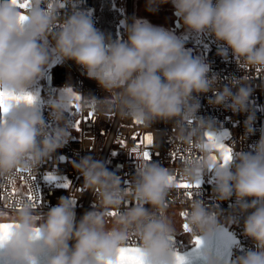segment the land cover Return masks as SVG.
Segmentation results:
<instances>
[{"label": "clouds", "instance_id": "1", "mask_svg": "<svg viewBox=\"0 0 264 264\" xmlns=\"http://www.w3.org/2000/svg\"><path fill=\"white\" fill-rule=\"evenodd\" d=\"M166 3L169 0H147L148 10L155 11L156 6ZM171 3L187 29L223 42L241 67L264 70V0ZM41 5L42 0H30L29 7L21 9L10 0H0V89L16 95L25 93L55 56L75 61L109 94L100 100L83 97L82 108L115 110L122 119L145 126L175 120L177 139L203 154L184 163L182 178L195 183L203 173L214 170L218 201L235 195L239 211L255 209L245 219L244 234L255 242L258 251H248L233 264H264V135L252 152L238 153L234 170L219 160L213 165L209 159L212 150L203 135L211 133V125L197 119L200 104L193 99V93L211 91L214 98L210 104L224 105L233 112L249 111L248 77L231 82L232 87L239 85L235 93L229 86L219 89L216 78L207 76L208 67L188 55L181 42L139 21L128 26L124 42L106 43L83 12L60 21V30L54 32L57 7ZM21 15L27 17L23 25ZM49 37L54 41L51 50ZM75 102L66 91L50 105L52 118L63 122L68 106ZM27 105L9 102L7 118L0 119V176L18 169H37L67 141L65 127L47 130L41 115ZM253 120L249 114L245 121L248 134L253 132ZM189 122L195 123L186 128ZM136 159L138 172L131 187H121L104 163L90 156L73 165L84 178V188L96 195L94 210L86 212L78 223H74L69 200L63 197L47 213L38 214L30 203H24L10 219L0 213V224L16 225L0 249V258L8 264H39L40 257H45V264H101L114 261L117 250L127 247L129 235L134 233L146 264H175L170 239L177 226L166 214V199L175 187L169 181L173 173L162 165L146 164L143 157ZM248 198H252L250 203ZM113 211L118 214L110 216ZM185 212L192 236L211 235L216 229L218 213L199 199H192ZM37 229L39 238L34 240ZM70 241H74L71 246ZM205 260L212 264L210 258Z\"/></svg>", "mask_w": 264, "mask_h": 264}, {"label": "built area", "instance_id": "2", "mask_svg": "<svg viewBox=\"0 0 264 264\" xmlns=\"http://www.w3.org/2000/svg\"><path fill=\"white\" fill-rule=\"evenodd\" d=\"M136 0H126V22L127 28L133 23ZM215 3V0H214ZM49 4L57 7L58 22L53 31L60 30L59 22L68 18L75 12H83L88 15L97 29L99 18L93 5L88 0H42L41 7L46 8ZM204 42L200 44L201 55L198 58L202 64L208 67L207 76L215 77L219 89L225 86L231 87L233 93L237 87H232V81H239L247 76V86L251 88L249 97V111L233 112L224 105H212L209 100L214 98L211 91L207 93H193V99L200 104L196 114L198 120H203L211 125V134L224 145L232 148L233 159L228 165L234 170L233 161L237 159L240 152H252L256 143L264 135V70L245 69L241 67L233 57L230 49L226 48L223 42H218L207 33H203ZM48 42L53 46L54 41L51 37ZM223 52V54H221ZM46 90L53 93L59 88L74 87L81 91V97H92L103 99L109 95L98 83L89 79L85 70L77 65L75 61H62L56 57L54 62L47 69L44 76ZM56 102V101H54ZM82 101H80L81 105ZM89 112L94 115L85 121ZM45 121L46 129L51 131L57 129L58 122L52 118L50 106H47L39 113ZM65 114V113H64ZM249 114L254 116L252 123L253 132H246L245 121ZM80 130L68 125L69 118L64 115V121L59 122L61 127H65L70 133L63 147L56 150L50 158L41 162L37 169L31 170L34 179L25 183L20 177L27 178L28 172L22 171L0 176V211L17 212L24 203H30L27 199L29 187L38 192L40 203L35 207L36 212L47 213L56 206L61 197L69 200L70 206L76 214L75 223H78L82 216L94 210L96 195L84 188L83 176L73 167L82 158L92 157L104 163L106 169L112 172L120 181L121 187H131L137 176V162L142 158L146 148L151 153V159L144 162L156 163L167 167L173 173L176 182H188L182 178L181 169L185 162L200 159L203 154L194 145L185 144L177 139L175 120H158L150 126L130 119H122L118 112L97 111L91 108H82L78 112ZM195 122L186 123V128L192 127ZM139 133L136 139L133 135ZM208 133H203L207 139ZM151 136L152 145H147V137ZM119 141H124L123 144ZM176 153L173 160L171 153ZM212 155L219 153L213 152ZM136 157V158H135ZM222 162V161H221ZM52 175L54 180H48L47 176ZM14 181V183H10ZM200 185L197 189H177L176 187L169 193L166 199V213L170 212L173 217H181L182 230L173 233L174 238L170 239L172 249L182 250L194 244V237L190 232L183 230L186 217H182L181 212H185L192 199H199L206 207L216 215L217 226H223L233 231L237 236V242L232 249L231 263L238 257L245 255L248 251H258L255 242L244 234V222L246 217L255 209L246 212L239 211L236 204L235 195L230 199L218 201L214 194L215 177L214 170H208L199 178ZM68 187H64V184ZM16 189L14 196L8 193L12 188ZM185 191H192L193 195L188 198L184 195ZM74 195V198H73ZM248 198L247 202H251ZM17 201L19 203H17ZM260 202H258L259 205ZM132 206V205H129ZM145 207H150L145 205ZM124 211V207H121ZM70 241V244H73ZM138 241L135 234L129 235L127 246H137Z\"/></svg>", "mask_w": 264, "mask_h": 264}, {"label": "snow or ice", "instance_id": "3", "mask_svg": "<svg viewBox=\"0 0 264 264\" xmlns=\"http://www.w3.org/2000/svg\"><path fill=\"white\" fill-rule=\"evenodd\" d=\"M10 2L21 8V9H26L29 7L30 4V0H10ZM52 5L49 4V7H51ZM20 23L21 25L25 24L27 17L21 15L20 16ZM257 71L259 72L260 69H257ZM67 92L71 93L73 96L74 101H76V103L73 104V107L75 108V110L77 112H79L80 110V105H79V101L82 99V97L76 93H74L71 89H67ZM36 97H34L33 95L29 94V93H21L19 95L10 93L8 90L6 89H0V114H7L8 112V107H9V102H16V103H20V102H24L26 104H33L35 101ZM94 113L93 112H89L88 116L84 118L85 121L91 119L93 117ZM0 119H4L2 115H0ZM138 123H141L139 121H137ZM80 123L81 120H77L76 121V130L79 131L80 130ZM139 135V133H136L133 135V139H136V137ZM207 142L208 145L211 147V150L213 152H218L219 153V159L222 161V166H228L230 164V162L233 159V151L232 148L224 145L223 143H220L211 133L207 134ZM119 143L123 144L124 141H119ZM153 144V140L152 137L149 136L147 137V145H152ZM171 157L173 160L176 159V153L173 152L171 153ZM143 159L145 161L150 160L151 159V153L149 151L148 148H146V150L143 152ZM209 159L212 161L213 165H215V163L218 160L217 155H211L209 157ZM22 171L25 170H17V173H20ZM28 172V176L27 178H25L24 176H21L20 178L22 180H24L25 183H29V181H32L34 179V175H32L31 170H27ZM48 180H54L55 177L52 175H48L47 176ZM169 181L170 182H174L175 187L177 189H185V190H189V189H197L199 188L200 185V181L197 180L195 183H188V182H176L175 177L170 176L169 177ZM10 183H14V181H10ZM64 187H68L69 185L66 183L63 185ZM16 194V189L13 187L12 191L10 193H8L9 196H14ZM185 196H187L188 198H191L193 195L192 191H185L184 193ZM2 198V197H0ZM27 199L30 202V205L35 208L37 207V205L40 203V197L38 192L33 190L32 185L29 187V191L27 194ZM17 203H19L17 201ZM118 213L116 211L110 212L109 215L110 216H116ZM182 217H187L188 213L187 212H181L180 214ZM16 227V225L11 224V223H7V224H0V249L3 248V246L5 245V243L7 242L10 234H11V230ZM183 230L185 232H190L191 229L189 228V226L185 223L183 225ZM39 238V231L38 229L35 230V235L33 237L34 240ZM194 243L196 245L197 248H199L200 244H201V240L198 237H194ZM101 264H146L143 254L140 250L139 247H131V246H127V247H123L117 250V258L113 261H107V262H101ZM175 264H186V257L181 256L179 254H175Z\"/></svg>", "mask_w": 264, "mask_h": 264}, {"label": "rangeland", "instance_id": "4", "mask_svg": "<svg viewBox=\"0 0 264 264\" xmlns=\"http://www.w3.org/2000/svg\"><path fill=\"white\" fill-rule=\"evenodd\" d=\"M122 5L124 11L126 12V0H122ZM136 21L164 30L167 34L171 35L173 38L181 42L183 44L184 51L193 59L198 60V58L200 57V44L205 43L203 33H195L184 26L183 21L175 15V8L171 3V0H169V3L156 6L155 11L148 10L147 0H136L133 23ZM52 47L53 46L48 42L49 50H51ZM55 58L56 57L53 56V59L50 60L49 65L54 62ZM41 83V78H39L25 90V93H29L36 97L34 103L27 106L33 108L37 112H40L45 103H47L48 101H57L58 99L63 98L66 94V87L59 88L54 93L51 90H46L45 92L42 89ZM67 88H70L74 93L81 96V91L79 89L74 87ZM78 103L80 105V101ZM64 115L68 116L69 118L68 125H71L74 128L76 125V121L79 120V117L78 112L75 110L73 105L68 106V110ZM57 125V129L61 127L59 122ZM68 134L70 133L68 132ZM0 213L4 214L7 218L10 219L15 215L16 212L0 211ZM37 213L42 214L40 212ZM166 214L169 215L175 222L177 231H181V217H173L171 216L169 211H167ZM111 219L112 217H109V220ZM75 220L76 214L74 217V223Z\"/></svg>", "mask_w": 264, "mask_h": 264}, {"label": "water", "instance_id": "5", "mask_svg": "<svg viewBox=\"0 0 264 264\" xmlns=\"http://www.w3.org/2000/svg\"><path fill=\"white\" fill-rule=\"evenodd\" d=\"M172 235L171 238H174ZM201 240L199 248L195 243L182 250H173L175 254L186 257V264H207L205 257L211 259L212 264H230L232 249L237 242L236 234L223 226H217L211 235H198ZM136 247V246H131Z\"/></svg>", "mask_w": 264, "mask_h": 264}, {"label": "trees", "instance_id": "6", "mask_svg": "<svg viewBox=\"0 0 264 264\" xmlns=\"http://www.w3.org/2000/svg\"><path fill=\"white\" fill-rule=\"evenodd\" d=\"M94 7L99 18V25L96 29L104 35L106 43L124 42L127 40L126 13L123 9L122 0H88ZM43 91L46 92L44 82ZM55 103L48 101L43 108ZM39 113V112H38Z\"/></svg>", "mask_w": 264, "mask_h": 264}, {"label": "crops", "instance_id": "7", "mask_svg": "<svg viewBox=\"0 0 264 264\" xmlns=\"http://www.w3.org/2000/svg\"><path fill=\"white\" fill-rule=\"evenodd\" d=\"M47 43H48V42H47ZM52 59H53V57H52ZM49 67H50V65L48 64V65L45 67L42 76L40 77L42 82H44V76H45V73H46V71H47V69H48ZM20 103H21V102H20ZM40 112H41V110H40ZM40 112H39V113H40ZM0 115H2L4 119H6L8 113H7V114H0Z\"/></svg>", "mask_w": 264, "mask_h": 264}, {"label": "flooded vegetation", "instance_id": "8", "mask_svg": "<svg viewBox=\"0 0 264 264\" xmlns=\"http://www.w3.org/2000/svg\"><path fill=\"white\" fill-rule=\"evenodd\" d=\"M0 264H8V262L6 260H3L2 258H0ZM39 264H45V257L39 258Z\"/></svg>", "mask_w": 264, "mask_h": 264}, {"label": "bare ground", "instance_id": "9", "mask_svg": "<svg viewBox=\"0 0 264 264\" xmlns=\"http://www.w3.org/2000/svg\"><path fill=\"white\" fill-rule=\"evenodd\" d=\"M71 242H73V241H71ZM72 244H70V246H71Z\"/></svg>", "mask_w": 264, "mask_h": 264}]
</instances>
